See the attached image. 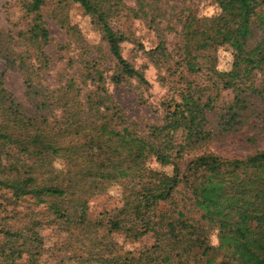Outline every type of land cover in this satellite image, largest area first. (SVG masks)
I'll list each match as a JSON object with an SVG mask.
<instances>
[{
	"label": "trees",
	"instance_id": "obj_1",
	"mask_svg": "<svg viewBox=\"0 0 264 264\" xmlns=\"http://www.w3.org/2000/svg\"><path fill=\"white\" fill-rule=\"evenodd\" d=\"M66 1L89 17L113 70L106 77L96 59H85L55 85L44 80V0L21 1L28 25L16 40L0 32V59L20 72L30 105L23 107L0 84V264H264V151L240 158L193 155L217 134L264 119V87L253 84L264 71V0H211L215 12L208 17L189 9L174 12L160 0H135L132 7L121 0ZM124 11L156 35L154 48L141 49L148 62L174 77L159 122L141 130L124 118L105 87L106 78L113 85L130 79L147 85L121 55L127 38L115 26ZM163 31L178 37L174 54L166 49ZM200 34L206 48L188 63L185 54ZM219 47L231 54L226 72L213 67L211 53ZM202 73L207 79L200 83ZM226 91L230 100L217 108ZM210 113L218 117V133ZM121 141L131 143L129 151ZM149 161L169 171L151 169ZM87 167L96 173L75 191L47 182L79 181ZM117 184L123 185L121 205L110 212L112 218L125 239L150 235L149 247L122 249L100 232V216H88L87 199ZM220 217H231L230 224ZM45 230L56 240L48 247ZM211 234L218 257L207 259L203 251Z\"/></svg>",
	"mask_w": 264,
	"mask_h": 264
},
{
	"label": "rangeland",
	"instance_id": "obj_2",
	"mask_svg": "<svg viewBox=\"0 0 264 264\" xmlns=\"http://www.w3.org/2000/svg\"><path fill=\"white\" fill-rule=\"evenodd\" d=\"M23 0H0V32L4 37L16 40L19 31L27 28L28 19H24L21 14L20 4ZM167 5L176 8L174 12L181 11L183 14L190 12L198 16L208 17L215 12V7L211 0H160ZM125 7H132L135 0H121ZM44 28L48 33V43L42 47V51L49 57L48 69L43 71L44 80L47 83L55 85L60 75L66 76L78 70L79 63L85 59H96L101 69L106 71V77L113 70L112 62L107 55L106 46L100 41L96 29L90 24L89 17L86 16L78 5L66 0H44L40 9ZM115 28L123 33L127 42L121 44L122 57L136 70L140 71L147 85L138 84L136 80L130 79L125 83L113 85L108 78L105 79V87L111 98L121 109L124 118L127 121L137 122L138 130L149 123L159 122L163 114L161 104L168 100L173 92L170 90L171 81L170 70L154 68L143 54V51L154 48L157 43L155 33L149 29L143 19H135L128 11L121 14V18ZM165 37V46L167 51L174 54L177 48L178 37L173 35V31H163ZM204 35H199L194 43V47L185 54L188 63L195 62L206 48ZM213 67L220 72H226L230 69L231 54L225 47L216 48L211 53ZM205 73L199 77V82L206 81ZM0 84L9 92L14 99L25 108H29V102L23 95L22 77L17 69H7L4 62L0 59ZM253 84L264 87V71L257 74ZM231 95L229 92H222L219 100L215 102L217 108L229 101ZM256 110L261 109V105H256ZM211 126L218 133V117L215 114H207ZM120 146L129 151L130 142L121 141ZM255 151H264V119L251 118L246 124L235 131L217 134L206 145L200 147L196 154H213L224 158H240ZM185 156L184 159H188ZM61 164L55 161L57 167ZM151 169L161 173H167L168 167H162L149 161L147 164ZM96 173L94 167H87L79 171V181H71L65 184L60 183L52 177L47 178L51 185H59L68 190H77L81 180L91 178ZM123 185H112L101 195L91 196L87 199V214L91 218L100 216L104 221L101 233L107 234L113 241L124 250H137L149 247L152 243V237L146 235L136 241L130 238H124L125 234L117 221L112 218L111 211L121 205V192ZM4 192H0L2 194ZM26 205V204H23ZM236 214L243 216V212L237 209ZM223 223L229 225L231 217H220ZM169 235L172 231L168 228ZM45 246L55 243V238L49 230L43 231ZM207 247L203 251L204 258L214 259L218 257L216 239L211 234L207 240ZM51 260L50 258H47ZM190 264H201L200 260H194Z\"/></svg>",
	"mask_w": 264,
	"mask_h": 264
}]
</instances>
